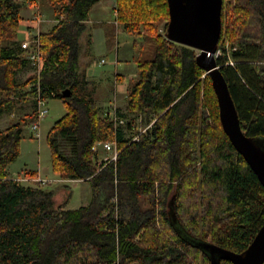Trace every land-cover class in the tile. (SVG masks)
<instances>
[{
  "label": "trees",
  "instance_id": "obj_1",
  "mask_svg": "<svg viewBox=\"0 0 264 264\" xmlns=\"http://www.w3.org/2000/svg\"><path fill=\"white\" fill-rule=\"evenodd\" d=\"M45 1L56 23L40 32L38 72L22 48L20 3L0 0V115L32 103L0 130V264H212L200 240L243 252L264 224V186L223 130L198 51L158 34L161 24L167 30V0H114L123 31L150 33L155 41L151 60L135 59L125 109H116L126 120L120 125L98 106L89 91L95 83L82 68L80 39L101 0ZM218 47L242 129L264 143V0H223ZM66 89L71 95L62 97ZM38 95L66 108L47 135L62 180L51 188L52 181L19 180L37 172L14 178L8 171L24 126L38 120ZM115 138L117 159L105 161L107 152L94 147ZM75 180L87 181L92 195L68 209Z\"/></svg>",
  "mask_w": 264,
  "mask_h": 264
},
{
  "label": "rangeland",
  "instance_id": "obj_2",
  "mask_svg": "<svg viewBox=\"0 0 264 264\" xmlns=\"http://www.w3.org/2000/svg\"><path fill=\"white\" fill-rule=\"evenodd\" d=\"M18 2L20 3V13L23 17L19 32L24 40L29 39L32 34L34 35L50 29L56 23L54 9L51 5L47 4L45 0H36L32 4H28V0H18ZM113 6L114 0H101L95 4L90 12L89 21L87 22L88 31L84 33L80 39L82 47L81 60L88 61L89 52L98 59L96 60L97 64H95L96 71L100 74L105 71L101 77H95L93 79L96 81L95 87L89 89L90 93L94 95L97 103L102 107L104 104L108 103V97L114 95L113 78L117 68H114L113 61L116 58L117 51L119 50L120 60L124 61L122 63H128V69H125V71L130 73L125 77L128 79L127 89L136 77L137 64L135 59L151 60L155 52L153 35L145 32L139 35H131L123 31L121 24L116 20ZM36 18H39V21ZM157 32L158 34L165 35L166 31H164L163 24L160 25ZM223 42L227 51H229V39H223L221 44H223ZM222 53H224V51L222 48H219V54L217 56L219 57ZM101 58H104L106 62L98 66V62ZM230 62L233 63L232 61ZM82 68L84 69L83 65ZM124 68L125 65L120 66L119 70ZM31 73V71L27 70L20 76L21 78H25ZM125 97L126 94L118 96L117 101H113L112 107L115 106L123 110L126 105ZM24 106L25 111L17 112L15 116H11L12 112L8 111L0 115V130L18 122L21 117L25 116V114L29 113L32 109V103L30 102L25 103ZM46 106L49 111L47 115L40 120L38 129L40 134L39 137H36V131L32 130V124L25 125L23 128L20 154L8 167V171L12 176H17L22 171L27 170L30 172H37V175L40 172L44 177L38 175L39 178L48 181L55 182L59 179V177L57 179L56 177H49L54 176L55 172L52 169L51 150L47 141V135L55 121L66 113V108L63 101L58 98L47 99ZM139 119L137 121V129L139 127L143 128L146 122L144 117L141 118V120ZM132 134L133 133H128V136L133 137L136 135ZM135 137L138 138V136ZM54 182H51L48 188L61 184ZM69 184L72 189V195L66 208L76 209L88 204L92 195L89 183L86 181H71ZM65 194V191H63V195L58 194L57 201H62L65 198Z\"/></svg>",
  "mask_w": 264,
  "mask_h": 264
},
{
  "label": "water",
  "instance_id": "obj_3",
  "mask_svg": "<svg viewBox=\"0 0 264 264\" xmlns=\"http://www.w3.org/2000/svg\"><path fill=\"white\" fill-rule=\"evenodd\" d=\"M167 2L169 21L166 38L199 51L196 62L211 79L218 100L223 130L264 186V143L243 131L228 83L217 61L223 0H167ZM70 95L69 89L61 93L62 97ZM197 245L208 255L212 264H220L221 259L232 264H264V224L248 247L240 253L224 249L209 241L200 240L197 241Z\"/></svg>",
  "mask_w": 264,
  "mask_h": 264
},
{
  "label": "built area",
  "instance_id": "obj_4",
  "mask_svg": "<svg viewBox=\"0 0 264 264\" xmlns=\"http://www.w3.org/2000/svg\"><path fill=\"white\" fill-rule=\"evenodd\" d=\"M36 19H38V21H39V18H36ZM39 36H40V33H37L34 35L32 34L31 37H29V39H25L22 42V48L25 49L26 51H28L29 57H30L32 63L34 64V66L37 67L38 72H40L42 67H43V54H42V49L40 46L41 42H40ZM218 54H219V50H218ZM100 62L104 63L105 59H102ZM36 99L38 101V103H37L38 120L32 124L31 128H32V130L36 131V133H35L36 137H39L40 134L38 132V129H39L40 120L47 115L49 110L46 106V99L45 98H43L41 95H38L36 97ZM108 115L113 119V121L115 122L116 125L124 124L126 121L124 118H120L118 116L117 111H116V107H113L111 109V111L108 113ZM145 130L146 129H143V130H141V132H144ZM134 139H137V138L135 137ZM98 147H101L105 152H107V155L104 157L105 161H115L117 159L119 151L117 148L116 138L114 140L103 142V143L99 142L94 147V149H96ZM19 180H21L23 182H40L42 184H45L48 182V180L41 179L39 177L31 178V177H27V176H22L21 178H19Z\"/></svg>",
  "mask_w": 264,
  "mask_h": 264
},
{
  "label": "crops",
  "instance_id": "obj_5",
  "mask_svg": "<svg viewBox=\"0 0 264 264\" xmlns=\"http://www.w3.org/2000/svg\"><path fill=\"white\" fill-rule=\"evenodd\" d=\"M28 4H30V3H28ZM32 4V3H31ZM24 36V35H23ZM92 42V41H91ZM88 61H85V60H83L82 61V65H83V67H84V73L86 74V77H87V79H89L90 81H92V82H94L95 84H96V81L95 80H93L95 77H101L104 73H105V71L104 72H102L101 74L98 72V71H96V69H95V64H97L96 62V60H98V59H96L95 58V56L94 55H92L91 53H89L88 52ZM102 59H104V58H101L100 60H99V62H98V66H100L101 64H104V63H101L100 61L102 60ZM93 61V62H92ZM87 62V63H86ZM114 63H113V66H114V68L116 69L117 68V71H116V73L114 74V78H113V80H114V85H113V96L111 97H108L107 99H108V103H106V104H104L103 105V107L100 105V104H98V106L99 107H101V109L102 110H104V112H105V114L106 115H108V113L111 111V109L113 108L112 107V103H113V101L114 102H116L117 101V98H118V96H122V95H124V94H126V91H127V84H128V79L127 78H125L127 75H129L130 73L129 72H127V71H125V69H128L127 67H128V63L127 62H125V63H122V62H124V61H121L120 60V58H119V50L117 51V55H116V58H115V60L113 61ZM91 63V64H90ZM125 65V68L124 69H121V70H119V67L120 66H124ZM120 72H119V71ZM116 77V78H115ZM132 77V76H131ZM130 77V78H131ZM95 84H94V87H95ZM110 100V101H109ZM97 102V101H96ZM115 107V106H114ZM117 109V108H116ZM119 109V108H118ZM125 109V108H124ZM25 111V106H24V104H16L15 106H14V108H13V112L11 113V116H15L16 115V113L17 112H24ZM8 127V126H7ZM6 128V127H5ZM9 175L11 176V177H18V176H20V175H24V171H22L20 174H18L17 176H12L10 173H9ZM38 175H40V176H43L40 172L38 173ZM39 177V176H38ZM44 177V176H43ZM49 177H56V179L58 178V175H56V174H54V176H49ZM57 181V182H56ZM55 182L54 181H52V182H54V183H58V182H61L62 180L59 178V179H57ZM75 181H85V180H75ZM73 182V181H72ZM87 182V181H86ZM70 183V182H69Z\"/></svg>",
  "mask_w": 264,
  "mask_h": 264
}]
</instances>
